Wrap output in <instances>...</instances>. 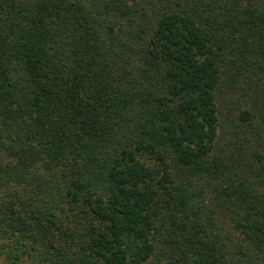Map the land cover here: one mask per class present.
Segmentation results:
<instances>
[{"label":"trees","instance_id":"1","mask_svg":"<svg viewBox=\"0 0 264 264\" xmlns=\"http://www.w3.org/2000/svg\"><path fill=\"white\" fill-rule=\"evenodd\" d=\"M0 264H264V0H0Z\"/></svg>","mask_w":264,"mask_h":264},{"label":"rangeland","instance_id":"2","mask_svg":"<svg viewBox=\"0 0 264 264\" xmlns=\"http://www.w3.org/2000/svg\"><path fill=\"white\" fill-rule=\"evenodd\" d=\"M1 199V198H0Z\"/></svg>","mask_w":264,"mask_h":264}]
</instances>
